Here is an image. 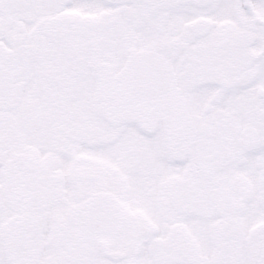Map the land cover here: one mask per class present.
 I'll return each instance as SVG.
<instances>
[{"label":"snow or ice","instance_id":"1","mask_svg":"<svg viewBox=\"0 0 264 264\" xmlns=\"http://www.w3.org/2000/svg\"><path fill=\"white\" fill-rule=\"evenodd\" d=\"M0 264H264V0H0Z\"/></svg>","mask_w":264,"mask_h":264}]
</instances>
